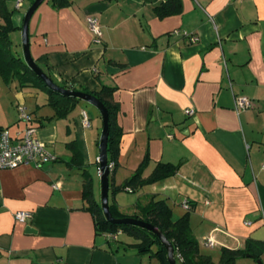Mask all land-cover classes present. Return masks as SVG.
Instances as JSON below:
<instances>
[{
  "label": "crops",
  "instance_id": "crops-1",
  "mask_svg": "<svg viewBox=\"0 0 264 264\" xmlns=\"http://www.w3.org/2000/svg\"><path fill=\"white\" fill-rule=\"evenodd\" d=\"M17 1L4 3L12 50L23 56L12 35L22 33L31 4ZM164 1L70 0L56 9L45 0L30 21L31 54L60 86L116 87L122 136L110 183L121 185L145 159L143 178L158 162L179 166L171 177L127 188L139 201L114 195L110 203L133 215L141 198L166 199L175 217L190 212L199 242L212 235L221 248L239 249L249 238L264 241V0H181L180 13L159 17ZM88 16L99 20L100 42ZM240 97L252 105L238 110ZM21 105L57 160L0 170V264H159L123 243V232L98 231L83 198L88 173L100 201L91 174L93 165L100 174L99 113L80 101L57 118L45 90L0 71V127L14 134L26 126ZM21 210L32 218L16 220ZM199 217L204 228L196 234Z\"/></svg>",
  "mask_w": 264,
  "mask_h": 264
},
{
  "label": "trees",
  "instance_id": "trees-1",
  "mask_svg": "<svg viewBox=\"0 0 264 264\" xmlns=\"http://www.w3.org/2000/svg\"><path fill=\"white\" fill-rule=\"evenodd\" d=\"M0 0L1 17L4 21L0 25V71L12 78H18L20 84H31L41 87L46 91L48 97V105L55 111L57 118L67 116L74 106L82 101L73 96H66L56 90L49 88L46 83L34 73L30 66L26 63L24 56L15 53L12 50V40L10 32L15 28L12 22V12L7 9ZM34 0H30V4ZM70 4V0H51V5L56 8L66 7ZM182 10L181 0H166L156 6L159 17H165L172 14L180 13ZM66 87L67 86H62ZM85 91V90H84ZM116 87L102 85L100 89L95 91H85L95 95L105 105L109 116V136H108V160L109 164L113 163L111 173L117 166L119 155V144L122 136V129L118 123L117 116L120 105L114 99ZM31 115V114H30ZM35 118H31L29 124L38 129L39 125L35 124ZM74 148V147H72ZM79 151L74 149L73 160H77ZM147 159L140 165L135 173L126 179L121 185L115 186L110 183L111 192L118 193L127 188L132 191L138 188L155 183L159 180L166 179L176 174L179 166L170 162H158L148 177L143 178V170L146 166ZM83 182V198L88 202V209L92 212L95 220V226L98 231L115 233L117 231L126 232L137 242L131 245L137 249L138 254H149L158 260L159 264H169L167 249L161 242L159 237L152 231L133 224H117L111 223L105 216L101 203L94 196L93 180L88 173H85ZM111 181V179H110ZM190 204V209L192 208ZM110 210L114 217H135L148 221L164 233L174 248L177 264H236L239 257H252L255 260L261 258L264 253V241L249 238L246 240L245 246L239 249L228 247L221 248V255L216 261L210 254L201 251L200 242L195 237L191 224L190 212L186 211L183 215L175 217L171 205L166 199H154L147 204L138 203L139 213L127 215L121 212L115 203H110ZM187 209V210H190Z\"/></svg>",
  "mask_w": 264,
  "mask_h": 264
},
{
  "label": "built area",
  "instance_id": "built-area-1",
  "mask_svg": "<svg viewBox=\"0 0 264 264\" xmlns=\"http://www.w3.org/2000/svg\"><path fill=\"white\" fill-rule=\"evenodd\" d=\"M23 0L17 1V6L22 5ZM87 24L89 29L94 33L95 40L100 42L101 28L97 17L88 16ZM184 34L188 35L185 31ZM196 40V37H192ZM237 109H244L252 105L251 101L246 97L236 98L235 100ZM19 120L24 122L26 126L22 130L16 131L12 134L9 127H0V170L12 169L21 165L35 164L37 166L42 165L44 162L56 161L57 156L52 153L45 141L41 140L37 135V128L29 124L32 116L26 110V108L21 105L18 107ZM186 114L192 115L194 110L191 108L185 109ZM83 124L86 127L90 126V119L86 111L82 112ZM171 137V135H169ZM110 168L113 167V163L109 164ZM183 206L185 209H190L189 202H184ZM15 219L18 221H26L32 218L33 213L31 211H17L14 213ZM247 221L246 224H250ZM122 231H117L111 233V235L116 238L121 234ZM206 246L214 247L216 245V240L212 235L206 236L203 240Z\"/></svg>",
  "mask_w": 264,
  "mask_h": 264
},
{
  "label": "water",
  "instance_id": "water-1",
  "mask_svg": "<svg viewBox=\"0 0 264 264\" xmlns=\"http://www.w3.org/2000/svg\"><path fill=\"white\" fill-rule=\"evenodd\" d=\"M45 0H34L31 5L29 6L28 10L25 13L23 26H22V46H23V56L26 61V63L30 66V68L34 71L36 75H38L45 83L46 85L56 90L66 96H73L76 98H79L81 100L87 101L93 105H95L101 112L102 118H103V128H102V134L99 142V168H100V178H101V206L103 209V212L106 216V218L111 223H117V224H133L142 228H145L149 231H152L154 234H156L161 242L164 244V246L167 249L168 254V260L169 264H177L174 248L170 241L167 239V237L164 235V233L160 230L159 227L156 225L145 221L141 218H135V217H122V218H116L113 216L110 210L109 205V190H110V174H111V168L109 166V160H108V136H109V116L108 111L103 104L101 100H99L95 95L71 88H66L58 85L51 77L50 75L45 72L36 62V60L33 58L31 54L30 49V21L37 10V8L44 2ZM260 262V260H259Z\"/></svg>",
  "mask_w": 264,
  "mask_h": 264
},
{
  "label": "rangeland",
  "instance_id": "rangeland-1",
  "mask_svg": "<svg viewBox=\"0 0 264 264\" xmlns=\"http://www.w3.org/2000/svg\"><path fill=\"white\" fill-rule=\"evenodd\" d=\"M25 9H27V6L25 7ZM88 25V24H87ZM89 27V26H88ZM92 33V32H91ZM13 39L14 40H20V45H18V49L19 51L21 52V54L23 55V46H22V42H21V39H22V33L19 32L17 34V36H14L12 35ZM15 48H17L15 46ZM42 97H44V94H42ZM84 105H86L87 107H89L90 109L94 110V111H97V113H99L100 115V123H101V130H100V138H101V134H102V128H103V118L101 117V112L100 110L93 104L87 102V101H84L82 100L81 101ZM24 123V122H23ZM91 174H92V177L94 178L95 180V193H96V197L100 199V203H101V178H100V174H99V171L97 169V166L96 165H93L92 168H91ZM117 196V200H119V198H124V202H133V201H139L137 194H134L132 192H126V190H122L118 193H115L113 194L112 192L110 193V202L113 200V196ZM140 202L142 204H146L145 202V198H141L140 199ZM138 212H140L139 210H136ZM121 212H124L126 214H132L133 212V208L132 209H127L125 207H123L121 209ZM197 222H199V224L195 227V231H196V234H198L197 232L201 231L204 226L203 225H200V223L202 222V220L200 219V217L198 218ZM200 239V236L199 238ZM120 240H122V242L125 244H127V242H137L136 239H134L133 237H131L129 234H127L126 232H123V234L120 236ZM200 248H201V251L206 253V254H210L214 260H218V256L221 255V247L217 244L215 245L214 247H209V246H206L204 247L203 246V243L200 241ZM128 247H131V245H128ZM137 251V249H136ZM135 251V252H136ZM145 255V258L146 260H149V259H152L154 260V263H158V260L154 257H151L149 254H144ZM260 260V262H259ZM236 264H264V253L262 254L261 258L255 260L254 258L252 257H239L236 261Z\"/></svg>",
  "mask_w": 264,
  "mask_h": 264
}]
</instances>
